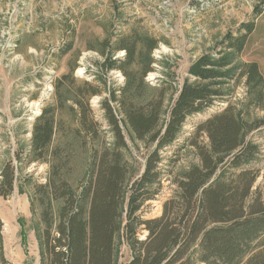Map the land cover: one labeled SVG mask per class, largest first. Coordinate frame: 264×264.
<instances>
[{"label":"rangeland","instance_id":"374dc122","mask_svg":"<svg viewBox=\"0 0 264 264\" xmlns=\"http://www.w3.org/2000/svg\"><path fill=\"white\" fill-rule=\"evenodd\" d=\"M264 0H0V170L11 162L17 182L7 198H0L3 252L11 264H40L37 226L42 228L45 205L37 188L49 180L64 181L79 193L90 172L92 155L113 145L102 103L112 94L122 97L127 79L106 62L122 61L123 40L135 42V62L129 71L148 69L141 101L165 91V110L185 82H197L190 69L202 56L220 58L226 35H239L241 25L253 23L242 53L223 79V96L203 112L188 117L175 141L160 151L158 194L141 208L142 219L161 215L163 203L176 190L174 180L199 165L195 144L208 139L197 128L228 106L242 125L246 141L260 149L255 187L264 184ZM259 7L260 15L254 16ZM243 33V32H242ZM256 64L262 87L246 85L242 66ZM227 70V71H228ZM98 138L80 122L77 102L85 103ZM138 94V93H137ZM85 95V96H84ZM112 107L118 115L117 104ZM46 113L54 133L47 149L32 146L36 120ZM121 118V116H119ZM124 162L132 180L143 171L154 149L148 139L130 138L123 126ZM18 158V160H17ZM61 203L54 205L55 211ZM144 230L138 233L145 239ZM119 263H128L130 251L123 238L116 241ZM201 264V263H197Z\"/></svg>","mask_w":264,"mask_h":264},{"label":"trees","instance_id":"16d2710c","mask_svg":"<svg viewBox=\"0 0 264 264\" xmlns=\"http://www.w3.org/2000/svg\"><path fill=\"white\" fill-rule=\"evenodd\" d=\"M260 12L256 7L253 14ZM253 30V23L241 25L237 37L226 35L221 43L225 53L220 58H199L190 69L197 82H185L168 111L164 90L147 101L140 100L148 69L129 71L136 45L123 40V60L106 64L108 70L121 71L127 84L122 97L112 94L102 103L113 145L93 153L88 178L79 193L56 180L37 188L40 203L45 205L43 227L36 229L40 264H122L116 244L120 238L130 251L125 264H264V184L255 187L258 171L247 168L258 161L260 149L244 139L231 106L197 128L208 139L204 146L195 144L200 163L174 180L176 190L163 203L161 215L144 220L139 214L159 192L160 151L175 141L188 117L223 96L219 86L230 78L228 68ZM241 74L249 88L262 87L256 64L242 66ZM85 94V103L77 102L80 122L85 132L97 139L86 105L96 93ZM112 104H117L118 115ZM121 126L130 138L148 139L154 145L142 173L132 182L122 157L126 143ZM53 133V119L43 113L32 131V146L40 155L49 147ZM16 182L15 169L7 162L0 170V198L9 197ZM58 202L61 206L55 211ZM142 230L147 233L143 240L138 236ZM1 232L0 221V264H11L4 256Z\"/></svg>","mask_w":264,"mask_h":264}]
</instances>
